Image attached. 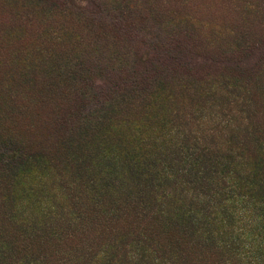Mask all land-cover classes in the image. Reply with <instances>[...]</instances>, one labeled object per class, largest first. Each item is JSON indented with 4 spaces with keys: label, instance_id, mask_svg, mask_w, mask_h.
<instances>
[{
    "label": "trees",
    "instance_id": "obj_1",
    "mask_svg": "<svg viewBox=\"0 0 264 264\" xmlns=\"http://www.w3.org/2000/svg\"><path fill=\"white\" fill-rule=\"evenodd\" d=\"M55 1L68 19L44 41L87 48L15 57L48 88L37 137L2 121L19 104L0 57V264H264V140L248 85L199 77L180 26L163 35L149 0L106 13L101 0ZM147 13L158 35L143 39Z\"/></svg>",
    "mask_w": 264,
    "mask_h": 264
},
{
    "label": "rangeland",
    "instance_id": "obj_2",
    "mask_svg": "<svg viewBox=\"0 0 264 264\" xmlns=\"http://www.w3.org/2000/svg\"><path fill=\"white\" fill-rule=\"evenodd\" d=\"M101 1L105 2L103 13L109 9L116 12L121 7L115 6L113 0ZM35 2L0 0V57L5 58L3 62L10 69L8 75L12 78L9 85L12 80L18 84V95L14 99L19 104V111L12 119L9 120L11 117L6 114L2 121H7V125L14 126L25 137H37L41 131L38 104L44 99L48 88L43 85L40 75L31 79L29 74L20 72L16 59L25 55L30 57L46 48L71 60L87 48L86 45L77 48L74 42L68 40H64L59 48L47 44L44 38L49 35L53 40L51 31L56 24L68 19L63 15L69 9L55 0H41L39 8H36ZM77 2L75 4L81 7L86 6ZM149 5L147 7L152 10L156 9L155 14L160 20L155 25L160 26L163 35L168 34L166 29H175L176 24L180 26L173 37L187 44L184 45L188 55L185 60H191L195 68L202 70L199 77L208 76V81L222 80L230 84L248 85L253 94V122L264 140V0H149ZM49 9H52L51 15L38 25V19ZM146 16L145 26L138 35L143 39L158 35L150 27L151 13ZM140 46V39H136V47L131 52L142 54ZM207 50L213 53L207 54ZM225 55L227 58H224ZM210 58L215 62L212 63ZM228 58L232 62L227 64Z\"/></svg>",
    "mask_w": 264,
    "mask_h": 264
}]
</instances>
